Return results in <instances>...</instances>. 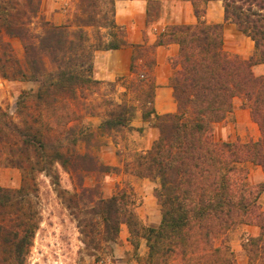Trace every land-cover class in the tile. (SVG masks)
Returning a JSON list of instances; mask_svg holds the SVG:
<instances>
[{
  "label": "trees",
  "instance_id": "16d2710c",
  "mask_svg": "<svg viewBox=\"0 0 264 264\" xmlns=\"http://www.w3.org/2000/svg\"><path fill=\"white\" fill-rule=\"evenodd\" d=\"M77 1L75 25L79 30L74 34L68 31L71 24L54 25L48 21L43 22L42 34L30 32L27 26L39 13L37 0H26L23 7L0 16L7 34L23 41L26 54L23 68L10 54L2 52L1 75L39 83L35 94L22 92L17 102L23 124L4 113L3 129L0 126L3 133L8 127L19 137L17 144H7V150L25 173L19 189L0 186V264H27L40 227V213L33 200L37 188L35 184L30 188L24 165L36 172L55 164L68 169L77 156L75 147L81 138L77 129L68 124L75 114L67 97L98 82L93 78L95 51L127 45L125 31L115 19L116 0ZM211 1L216 0H191L197 21L167 25L156 43L179 45L170 78L177 110L157 113L153 105L157 86L151 80L143 118L154 119L159 135L149 150L138 155L134 172L157 183L160 223L146 226L141 222L132 189H121L108 198H92L86 211L91 218L81 217L78 222L88 246L94 244L98 249L103 241H116L124 223L134 239L146 240V264H237L234 252L222 237L233 226L247 224L260 228L259 234L244 244L249 264H264V209L259 201L264 181L251 185L243 166L250 161L264 170V75H257L253 69L264 64V0H220L224 21L234 24L254 42V52L246 59L225 49L224 23L205 21ZM86 26H96L107 33L99 32L98 42L94 43L84 30ZM236 98L244 101L258 125V140L217 139L215 126L233 113ZM30 100L41 116L45 110L52 111L49 132L41 126L43 116L30 115ZM58 109L64 111L60 116ZM107 115L103 127L135 129L134 106L114 102ZM53 136L57 139L51 140ZM117 170L115 166L102 168L107 172Z\"/></svg>",
  "mask_w": 264,
  "mask_h": 264
},
{
  "label": "rangeland",
  "instance_id": "374dc122",
  "mask_svg": "<svg viewBox=\"0 0 264 264\" xmlns=\"http://www.w3.org/2000/svg\"><path fill=\"white\" fill-rule=\"evenodd\" d=\"M121 1L125 2L116 1L115 19L125 34V24L130 20L139 19L142 9L145 10L142 12H145L146 36L151 31L157 33L154 29L156 24L166 22L165 27L170 24H185L186 17L194 14L193 6L190 8L191 0H145L139 8L131 6L129 0ZM37 2L39 13L27 26L30 32L35 35L42 34L45 21L54 25L71 24L68 31L72 34L78 32L79 27L75 25L79 12L77 0H37ZM25 3L26 0H0V16L7 10H15L17 6L23 7ZM217 13L218 9L215 7L213 14ZM84 30L94 43L98 42L99 32L107 33L105 29L96 26H86ZM160 39L161 36L158 35L155 42ZM236 41L241 44L242 49H249V39L242 35L236 26L227 24L224 26L225 49L233 53L232 47ZM127 45L132 50L131 72L110 79L105 78L111 72L109 61L112 58L108 53H103L105 50H97L94 55L93 78L98 82L79 88L76 96L67 97L69 108L75 114L68 124L77 129V134L81 138L75 147L77 156L72 159L68 169L55 164L51 169L36 172L31 171L28 165H24L28 170L30 188L34 184L37 188L35 193L37 196L33 197V200L41 217L27 264H146L149 252L147 242L144 238L134 239L126 224L121 225L116 241H103L98 249L94 244L88 246L84 242V236L78 227L79 218L92 216L86 213L91 206L90 199L108 198L121 189L130 191L132 189L135 210L144 225L157 226L162 218L161 205L155 196L157 183L134 172L138 155L149 150L159 135V130L153 125L154 119L143 118L148 84L154 80L152 74L155 63L154 46L147 43L129 45L128 42ZM2 52L10 54L15 61L26 68L23 41L19 37L8 35L0 23V56ZM45 59L49 64L48 59ZM118 69L120 70L121 67ZM96 72L102 78H99ZM38 88V82L21 77L7 78L0 73L2 129L5 123L4 113L10 115V119L15 123L23 124V115L17 109L19 97L25 91L35 94ZM114 102L126 103L136 108V117L132 121L135 129L116 130L103 127L102 124L108 118L107 113ZM29 103L32 106L30 115L43 116L45 122L41 126L49 132L50 125H53L52 111L45 110L41 116L33 101L30 100ZM58 111L59 116L64 112L62 109ZM30 115L28 119L32 120L33 117ZM139 117L149 121L150 125L135 126L134 122ZM239 118L245 122L244 115L241 114ZM232 121L228 118L224 120V124L233 123ZM149 127L155 128V135ZM239 131L234 127L228 137L237 136L233 141L253 140L255 129L251 125L246 124V128ZM4 132L0 131V186L15 190L23 185L25 173L16 164L14 157L10 156L7 144H17L19 137L8 127H5ZM52 134L57 135L54 131ZM216 137L225 141L218 132ZM56 139L57 137L53 136L51 140ZM90 157L93 159L91 160ZM106 165L115 166L118 170L102 171L103 166ZM243 166L248 170V181L251 185L257 186L264 181V170L261 166L250 161L245 162ZM259 201L264 209V193ZM259 232L260 228L256 225L237 224L222 237V241L234 252L237 264H249L244 244Z\"/></svg>",
  "mask_w": 264,
  "mask_h": 264
},
{
  "label": "crops",
  "instance_id": "0c3cea01",
  "mask_svg": "<svg viewBox=\"0 0 264 264\" xmlns=\"http://www.w3.org/2000/svg\"><path fill=\"white\" fill-rule=\"evenodd\" d=\"M116 1L118 3L125 2L121 0ZM142 2H145V0H129L131 6L137 8L142 5ZM215 7L218 9V13L216 15L213 14ZM190 8H192L191 4ZM142 11L145 10L142 9ZM142 11L141 14L139 13V19L137 18L135 20H130L125 24V39L129 45H141L147 43L148 45L154 46L153 54L155 57V63L153 64L152 74L157 87L155 90L153 105L155 110L159 114L175 112L177 110V103L173 95V89L170 86V78L175 70L173 62L179 54V45L176 43H170L167 45L156 44L155 41L157 40L158 35H161V33L164 31L166 22L163 24H156L154 29L157 31V33H153L151 31L149 35L146 36L145 30L147 29V25L145 23V12ZM186 19V23H195L197 21L195 14H189ZM204 19L207 23H224V26H226L227 24L234 25L232 23H227L224 21V8L222 1L220 0L211 1L208 3ZM245 37L250 41L249 49H242L241 44L236 41L233 44L232 52L239 54L242 58L246 59L253 54L255 47L254 42L249 37ZM103 53H108L110 55V58H112L109 61V70L111 72L108 73L109 75L105 76V78L110 79L117 75H123L131 72L130 63L132 58V50L130 49V47H128V45L119 49L105 50L103 51ZM118 67H121V69L119 70ZM253 69L257 75H264V64L255 65ZM97 75L99 78H102L100 74L97 73ZM236 99L235 101L237 102H235L234 111L229 117H227V119H232L233 123H228L226 125L224 124V121L217 123L216 125L219 126H215V129H217L215 133L218 132L219 135L221 134V137H223L225 141H233L237 136L233 135L231 138L228 137L233 128L236 127L238 132H240L239 130L243 131L246 128V124H249L255 129L253 133V140H258L260 136V130L258 125L252 120L249 108L245 107V103L242 99ZM241 114L245 116V122H242V120H240L239 116ZM136 120L134 122L135 126L140 125L147 127L150 125L149 121L143 120L142 117H139ZM149 129L153 130L154 135L156 134L155 128L149 127Z\"/></svg>",
  "mask_w": 264,
  "mask_h": 264
}]
</instances>
